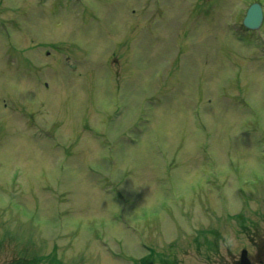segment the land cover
I'll return each mask as SVG.
<instances>
[{"label":"rangeland","instance_id":"rangeland-1","mask_svg":"<svg viewBox=\"0 0 264 264\" xmlns=\"http://www.w3.org/2000/svg\"><path fill=\"white\" fill-rule=\"evenodd\" d=\"M256 1L0 0V264H264Z\"/></svg>","mask_w":264,"mask_h":264},{"label":"water","instance_id":"water-1","mask_svg":"<svg viewBox=\"0 0 264 264\" xmlns=\"http://www.w3.org/2000/svg\"><path fill=\"white\" fill-rule=\"evenodd\" d=\"M262 21V7L259 4H253L248 10L247 16L244 20V24L251 29H258L261 26ZM241 264H251L248 259L246 250L242 252Z\"/></svg>","mask_w":264,"mask_h":264},{"label":"flooded vegetation","instance_id":"flooded-vegetation-1","mask_svg":"<svg viewBox=\"0 0 264 264\" xmlns=\"http://www.w3.org/2000/svg\"><path fill=\"white\" fill-rule=\"evenodd\" d=\"M34 264H37V263H35V262H33Z\"/></svg>","mask_w":264,"mask_h":264}]
</instances>
